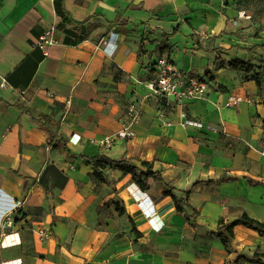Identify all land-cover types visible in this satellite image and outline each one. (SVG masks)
I'll use <instances>...</instances> for the list:
<instances>
[{"label": "crops", "instance_id": "0c3cea01", "mask_svg": "<svg viewBox=\"0 0 264 264\" xmlns=\"http://www.w3.org/2000/svg\"><path fill=\"white\" fill-rule=\"evenodd\" d=\"M62 7L73 24L95 26L86 40L66 43L75 28L61 22L54 0H0V221H12L0 227V264H255L235 260L264 254V236L237 225L228 252L209 233L243 214L264 223V98L253 72L226 65L264 64V0ZM46 34L53 45L44 54L33 45ZM161 58L212 87L186 102L155 98L147 84ZM229 98L240 101L230 106ZM60 141L75 156L151 163L163 183L149 180L142 192L110 167V186L92 183L90 164L54 147ZM170 188L189 193L195 225L164 195ZM115 196L124 216L101 210Z\"/></svg>", "mask_w": 264, "mask_h": 264}, {"label": "trees", "instance_id": "16d2710c", "mask_svg": "<svg viewBox=\"0 0 264 264\" xmlns=\"http://www.w3.org/2000/svg\"><path fill=\"white\" fill-rule=\"evenodd\" d=\"M54 9L56 15L61 19L63 24H72L75 29L69 30L70 35L76 40L71 41L66 40V43H76L79 41H84L88 38L90 33L95 29V26L90 22L86 21L82 24H73L72 20L66 14L62 7V0H54ZM122 22L127 23L122 20ZM133 31H137L136 28H132ZM170 36H166L165 34H161L162 40L169 39ZM144 42V39L141 40V43ZM151 43H155L156 40L153 39L149 41ZM159 51L163 48L156 47ZM138 52L143 54L144 50L143 47H139ZM216 63L220 64V67L224 65L223 61H219L216 58ZM155 64H153L154 66ZM226 65L229 69L243 72V73H250L253 72L252 79L256 85L258 96L264 98V64L255 66L247 61L233 59L226 62ZM153 72V71H152ZM201 81H204L200 79ZM206 82V81H205ZM208 84H211L208 82ZM220 88V86L218 87ZM221 89V88H220ZM39 127L48 134L49 141L53 138V129H52V120L49 116L43 115L40 116V125ZM57 143V142H56ZM54 147L61 148L67 156L72 158H77L81 160H86L92 169V174L90 179L92 183H104L107 186H110V182L107 180L106 175L103 173V169L105 167H110L113 170H117L124 175H129L130 180L134 183L142 192H146L149 189V180H153L155 182L163 183L161 178L160 172L153 170V165L148 162L138 161V160H113L107 156L98 155L93 156L91 158H85L83 155H72L66 148L65 142L60 141L58 144H54ZM179 192L175 189H166L164 192L165 196H168L172 199L176 212L181 214L187 219H192L191 224H196V215L197 212L195 209L190 207L187 203L189 193L185 192L184 196H179L176 193ZM115 193V192H113ZM112 206L114 208L115 213L118 216H124L126 214L124 205L121 200L115 196L110 202L105 203L101 210H106ZM127 220L131 226L132 233L139 237L138 232L135 229V226L131 219L127 216ZM237 225L243 226L247 229L255 231L258 235L264 236V223H260L254 219L249 218L246 214H243L239 219L236 221L230 222L225 224L223 221L218 222V227L215 232L209 233L210 236L216 237L219 239L220 243L224 246L226 251H230V243L233 238V228ZM239 261H247L250 263L255 264H264V254L261 253H254L252 256H237L235 263Z\"/></svg>", "mask_w": 264, "mask_h": 264}, {"label": "built area", "instance_id": "2783aa9c", "mask_svg": "<svg viewBox=\"0 0 264 264\" xmlns=\"http://www.w3.org/2000/svg\"><path fill=\"white\" fill-rule=\"evenodd\" d=\"M53 45V40L46 35L42 36L34 45V48L40 49L44 54L48 48ZM5 86V81L2 80L0 87ZM212 87L208 82L201 81L199 78L185 79L176 71L164 58L158 59L155 62V69L153 71V77L147 84V88L155 98H166L174 101H190L192 99L201 97L209 88ZM240 99L229 98V105L236 106ZM128 116L132 122H137L140 119V110L131 106L128 109ZM190 124L191 122H186ZM129 133L124 130L118 133V137L125 138ZM109 139L104 141V145H109ZM10 226L12 221L7 217L2 222L0 221V227Z\"/></svg>", "mask_w": 264, "mask_h": 264}]
</instances>
